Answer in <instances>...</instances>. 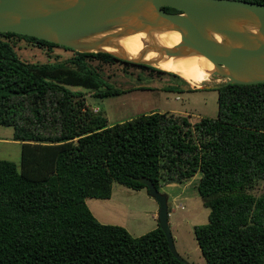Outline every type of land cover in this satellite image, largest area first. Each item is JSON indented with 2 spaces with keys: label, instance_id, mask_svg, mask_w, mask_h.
<instances>
[{
  "label": "trees",
  "instance_id": "16d2710c",
  "mask_svg": "<svg viewBox=\"0 0 264 264\" xmlns=\"http://www.w3.org/2000/svg\"><path fill=\"white\" fill-rule=\"evenodd\" d=\"M21 40L60 46L0 32V125L21 142L19 164L0 159V264H184L159 225L133 236L99 222L85 199L109 198L113 181L141 189L148 178L160 191L196 173L209 213L193 231L206 264H264V83L216 88L215 118L152 111L108 124L71 87L123 92L88 62L117 58L62 46L74 56L32 63L16 53Z\"/></svg>",
  "mask_w": 264,
  "mask_h": 264
},
{
  "label": "water",
  "instance_id": "95a60500",
  "mask_svg": "<svg viewBox=\"0 0 264 264\" xmlns=\"http://www.w3.org/2000/svg\"><path fill=\"white\" fill-rule=\"evenodd\" d=\"M171 7L177 12H168ZM178 31L167 47L143 41L131 57L117 39L133 33ZM0 32L46 40L77 52H107L137 64L155 65L166 56L198 54L213 64L211 75L227 84L264 83V4L246 0H0ZM110 46L115 51L104 47ZM148 51L157 56L144 59ZM210 87L205 85L204 88ZM159 205L157 221L171 253L176 251L168 222L166 194L148 178L138 179Z\"/></svg>",
  "mask_w": 264,
  "mask_h": 264
},
{
  "label": "rangeland",
  "instance_id": "374dc122",
  "mask_svg": "<svg viewBox=\"0 0 264 264\" xmlns=\"http://www.w3.org/2000/svg\"><path fill=\"white\" fill-rule=\"evenodd\" d=\"M16 47L17 55L32 63H52L74 56L73 51L62 46L37 48L21 40ZM88 62L112 88L123 90L117 95L98 97L94 96L93 89L71 87L81 90L84 105L93 111L99 110L108 124L152 111L188 115L192 122L217 115V90L213 85L224 81L219 75L208 76L199 85H191L176 76L134 64L99 62L94 58ZM205 85L210 87L204 88ZM12 134V126L0 125V159L19 164L21 142L13 140ZM199 177L200 173H196L186 181L166 183L160 188L167 196L168 222L175 249L189 264H206L193 231L194 225L208 221L209 213L197 190ZM85 203L99 222L123 226L133 236L158 226L159 205L146 188L134 189L113 181L109 198H87Z\"/></svg>",
  "mask_w": 264,
  "mask_h": 264
},
{
  "label": "bare ground",
  "instance_id": "6f19581e",
  "mask_svg": "<svg viewBox=\"0 0 264 264\" xmlns=\"http://www.w3.org/2000/svg\"><path fill=\"white\" fill-rule=\"evenodd\" d=\"M153 40L160 45L172 47L179 42L180 33L178 31H163L153 32L149 35L139 32L119 37L117 42L123 47L128 55L133 57L140 53L143 47V41ZM104 48L110 51H115V48L110 46H106ZM156 56V52L148 51L144 55V59H152ZM155 65L165 71L173 72L179 75L191 85H199L204 80H207L209 72L213 69V64L205 59L202 55L198 54L180 57L166 56L162 60L158 61Z\"/></svg>",
  "mask_w": 264,
  "mask_h": 264
},
{
  "label": "flooded vegetation",
  "instance_id": "af4514ba",
  "mask_svg": "<svg viewBox=\"0 0 264 264\" xmlns=\"http://www.w3.org/2000/svg\"><path fill=\"white\" fill-rule=\"evenodd\" d=\"M117 61L118 62H123L125 64H134V65H137V63H133V62H130V61H124V60H120V59H118ZM139 65H145V64H139ZM148 66H151V65H148Z\"/></svg>",
  "mask_w": 264,
  "mask_h": 264
}]
</instances>
